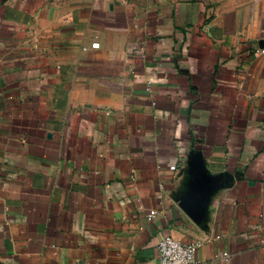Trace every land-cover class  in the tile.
I'll return each instance as SVG.
<instances>
[{
	"label": "crops",
	"instance_id": "1",
	"mask_svg": "<svg viewBox=\"0 0 264 264\" xmlns=\"http://www.w3.org/2000/svg\"><path fill=\"white\" fill-rule=\"evenodd\" d=\"M163 237L264 264V0H0V264Z\"/></svg>",
	"mask_w": 264,
	"mask_h": 264
},
{
	"label": "built area",
	"instance_id": "2",
	"mask_svg": "<svg viewBox=\"0 0 264 264\" xmlns=\"http://www.w3.org/2000/svg\"><path fill=\"white\" fill-rule=\"evenodd\" d=\"M93 48L98 47L97 44L92 45ZM256 54L262 53V51L255 50ZM229 183L218 182L215 185L216 189H227L230 187ZM158 216V213L151 211L146 216V220L151 222ZM197 244L189 243L184 244L174 240L171 237H163L157 243V259L158 264H201L196 258ZM221 259L226 260L228 253H222Z\"/></svg>",
	"mask_w": 264,
	"mask_h": 264
},
{
	"label": "water",
	"instance_id": "3",
	"mask_svg": "<svg viewBox=\"0 0 264 264\" xmlns=\"http://www.w3.org/2000/svg\"><path fill=\"white\" fill-rule=\"evenodd\" d=\"M219 182V181H218ZM218 182H216V183H213V189H215V190H217L216 188H215V185L218 183ZM226 183V182H225Z\"/></svg>",
	"mask_w": 264,
	"mask_h": 264
}]
</instances>
